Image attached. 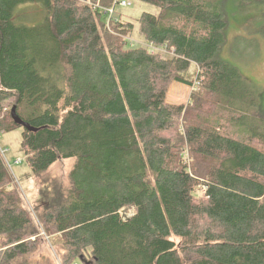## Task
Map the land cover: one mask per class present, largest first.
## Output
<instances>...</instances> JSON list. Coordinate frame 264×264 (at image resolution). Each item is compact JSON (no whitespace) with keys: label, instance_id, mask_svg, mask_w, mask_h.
Returning a JSON list of instances; mask_svg holds the SVG:
<instances>
[{"label":"trees","instance_id":"obj_1","mask_svg":"<svg viewBox=\"0 0 264 264\" xmlns=\"http://www.w3.org/2000/svg\"><path fill=\"white\" fill-rule=\"evenodd\" d=\"M123 1L0 0V133L36 176L73 161L31 210L0 154V264H57L51 238L60 264H264V109L221 55L229 5L264 38V0Z\"/></svg>","mask_w":264,"mask_h":264},{"label":"rangeland","instance_id":"obj_2","mask_svg":"<svg viewBox=\"0 0 264 264\" xmlns=\"http://www.w3.org/2000/svg\"><path fill=\"white\" fill-rule=\"evenodd\" d=\"M126 1L130 2L129 6L116 5V8H114L116 11L115 16L118 17L122 14L125 19L135 20L139 19L143 13L154 15L160 13V8L153 4L140 0ZM234 7L233 5L228 7L230 26L227 31V43L221 55L222 58L236 64L244 78L255 86L259 93L261 107L264 109V38L256 33L259 25L255 23L257 11L254 10L253 13L245 18V15H241L238 9L236 7L234 9ZM20 9H23L30 20L35 23L43 19V13L41 14L37 5H23ZM136 39L137 41L141 40L137 35L133 40L135 41ZM173 84L168 91L167 102L175 105L188 103L192 92L191 88L184 85V88L178 94L179 100L177 101L172 99V94L174 93ZM0 146L7 150L5 163L9 168L14 184L22 193L25 205L29 209L33 210L32 208L39 202L40 190L44 186L43 182L58 180L62 184L68 183V173L73 164L71 160H59L48 172L40 177L32 173L31 168L25 161L22 149V129L0 133ZM187 162L189 163L188 159ZM196 194L203 198V189L196 192ZM133 214L134 209L128 208L122 211L125 219L130 218ZM174 239L179 245V240L177 238ZM54 243V238H51L46 241L45 246L56 263L60 264Z\"/></svg>","mask_w":264,"mask_h":264},{"label":"water","instance_id":"obj_3","mask_svg":"<svg viewBox=\"0 0 264 264\" xmlns=\"http://www.w3.org/2000/svg\"><path fill=\"white\" fill-rule=\"evenodd\" d=\"M11 116H12V119L14 121V123L17 125V126H20L24 129H26L27 131H38L37 128H34L32 127L30 124L26 123L25 121H23L17 114L16 112V107H13L12 110H11Z\"/></svg>","mask_w":264,"mask_h":264},{"label":"built area","instance_id":"obj_4","mask_svg":"<svg viewBox=\"0 0 264 264\" xmlns=\"http://www.w3.org/2000/svg\"><path fill=\"white\" fill-rule=\"evenodd\" d=\"M130 5V2H127L126 0H124L122 2V6H129ZM197 84V82H196ZM193 89H195V87H193ZM6 153H7V150L3 149L1 146H0V154L2 156V158L4 159V161H6Z\"/></svg>","mask_w":264,"mask_h":264},{"label":"crops","instance_id":"obj_5","mask_svg":"<svg viewBox=\"0 0 264 264\" xmlns=\"http://www.w3.org/2000/svg\"><path fill=\"white\" fill-rule=\"evenodd\" d=\"M174 85V87H176V89H175V94H176V96L175 97H172V99H175V100H179V98H178V94L180 93V91H181V89H183L184 87V85H180V83H174L173 84ZM171 102H172V100H171ZM176 103V102H175Z\"/></svg>","mask_w":264,"mask_h":264},{"label":"bare ground","instance_id":"obj_6","mask_svg":"<svg viewBox=\"0 0 264 264\" xmlns=\"http://www.w3.org/2000/svg\"><path fill=\"white\" fill-rule=\"evenodd\" d=\"M110 12L112 11V10H109Z\"/></svg>","mask_w":264,"mask_h":264}]
</instances>
